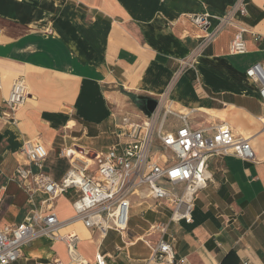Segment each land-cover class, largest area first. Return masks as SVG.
<instances>
[{
  "label": "crops",
  "instance_id": "obj_1",
  "mask_svg": "<svg viewBox=\"0 0 264 264\" xmlns=\"http://www.w3.org/2000/svg\"><path fill=\"white\" fill-rule=\"evenodd\" d=\"M237 1L0 0V228L49 211L47 195L29 192L16 175L29 163L22 153L26 141L44 143L45 169L60 181L70 168L65 149H121L126 118L141 116L138 96L166 95L175 112L188 114L191 127L226 122L250 140L256 155L209 160L208 185L197 195L193 221L169 229L176 257L189 264H264V103L259 84L246 74L255 63L264 65V0H245L247 14H236L192 66L182 65L205 34L191 16L209 13L213 29ZM239 28L247 29V51L233 54L230 43ZM19 77L29 96L13 121L7 99ZM182 124L169 114L165 128ZM77 197L67 191L51 202L52 210L63 222L61 233L79 235V251L89 262L101 252L108 264L143 263L150 255L147 229L169 216L168 210L148 211L156 216L143 232L131 237L128 227L124 235L110 230L103 237L75 218ZM114 232L123 244L110 247L106 241ZM140 243L145 249L132 251ZM10 264H70V257L65 241L43 236Z\"/></svg>",
  "mask_w": 264,
  "mask_h": 264
},
{
  "label": "built area",
  "instance_id": "obj_2",
  "mask_svg": "<svg viewBox=\"0 0 264 264\" xmlns=\"http://www.w3.org/2000/svg\"><path fill=\"white\" fill-rule=\"evenodd\" d=\"M236 14H247L245 0H238L220 17V24L213 29H210L209 13L192 15L193 23L205 34L198 50L182 61L183 67L192 66L196 56L214 41L227 24L233 22ZM246 31L244 28L236 31L230 43L231 53L247 51ZM246 74L259 84L264 103V65L255 63L247 69ZM1 82L0 74V88ZM28 96L25 78H17L7 99L13 121L14 113L25 104ZM158 102L151 117L141 112L139 119L126 118L120 135L126 137L127 142L121 149L112 147L106 152L96 153L95 158L86 156V159L76 156L71 150L73 148L65 149L62 153L69 159L70 168L60 181L45 169L49 152L44 143L28 140L23 144L22 153L29 163L19 165L16 175L29 192L47 195L49 211H33L20 223L0 228V264L17 261L27 244L43 236L66 242L70 264H108L107 255L101 252L96 253L94 262H89L78 249L80 238L77 233L61 234L63 222L53 212L51 202L69 190H75L78 194L73 202L75 218L103 237L110 230L122 235L126 233L136 199L138 205H144L142 214L148 211L157 213L158 209L168 210L166 220H155L147 229L144 241L150 255L141 264H189L186 258L176 257L173 241L169 239V229L173 224L193 221L197 195L208 185L209 160L213 156L226 155L255 160L256 155L250 140L236 135L226 122L196 129L189 125L188 114L175 112L171 108L172 101L166 95L161 96ZM162 104L163 110L160 112ZM169 114L183 121L175 131L165 128ZM96 160L98 166L93 168ZM125 243L130 244L128 240ZM118 250L122 248L118 247Z\"/></svg>",
  "mask_w": 264,
  "mask_h": 264
},
{
  "label": "rangeland",
  "instance_id": "obj_3",
  "mask_svg": "<svg viewBox=\"0 0 264 264\" xmlns=\"http://www.w3.org/2000/svg\"><path fill=\"white\" fill-rule=\"evenodd\" d=\"M75 148L78 149L82 154H84V156H89V155H86V154L94 152V151H92V150H90V149H88L86 147H75ZM79 157L82 158V159H86V157H82V156H79ZM98 163H99L98 160H96V165H94L93 168H96L98 166ZM142 209L143 208L140 205H138V204H135L131 208V211H130L131 220H130V225H129V227H130L129 233H130L131 237L135 236L138 233L143 232V227L146 224V220H153L155 218V216H156L155 214L153 215L151 213H148V214H145L144 217H142V214H141ZM106 244L109 245L110 247H114L117 244L122 245L123 244V237L120 236L119 233L114 232V233L109 235V237H108V239L106 241ZM85 247L87 248L88 251L93 249V245H91L89 243L85 244ZM78 249H81V244L78 246ZM131 249H132V251H139V250H142V249H145V248L142 245V243H140L137 246L132 247Z\"/></svg>",
  "mask_w": 264,
  "mask_h": 264
},
{
  "label": "water",
  "instance_id": "obj_4",
  "mask_svg": "<svg viewBox=\"0 0 264 264\" xmlns=\"http://www.w3.org/2000/svg\"><path fill=\"white\" fill-rule=\"evenodd\" d=\"M137 103L139 104L141 112L147 117H151L152 114L158 107V100L154 97L140 95L137 98ZM82 151V150H81ZM90 157L95 158L96 153L91 152L88 154Z\"/></svg>",
  "mask_w": 264,
  "mask_h": 264
},
{
  "label": "bare ground",
  "instance_id": "obj_5",
  "mask_svg": "<svg viewBox=\"0 0 264 264\" xmlns=\"http://www.w3.org/2000/svg\"><path fill=\"white\" fill-rule=\"evenodd\" d=\"M74 153H75V155L76 156H82V157H86V156H84V154H82V153H80V152H78L77 150H75V149H71ZM79 222H81V221H79ZM61 234H64V233H61ZM80 238V237H79Z\"/></svg>",
  "mask_w": 264,
  "mask_h": 264
}]
</instances>
